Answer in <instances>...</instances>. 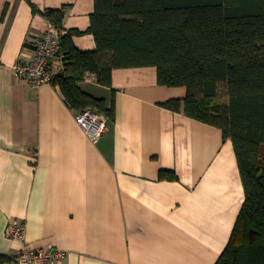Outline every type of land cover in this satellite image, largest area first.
Masks as SVG:
<instances>
[{
  "label": "crops",
  "instance_id": "crops-1",
  "mask_svg": "<svg viewBox=\"0 0 264 264\" xmlns=\"http://www.w3.org/2000/svg\"><path fill=\"white\" fill-rule=\"evenodd\" d=\"M85 32L95 0H0V254L54 248L60 264H217L245 201L231 140L218 127L163 108L185 88L160 86L156 68L119 69L113 88L88 75L81 89L115 104L92 140L58 88L18 76L49 21ZM95 51L93 35L74 36ZM114 91V92H113ZM173 171L178 180H161ZM26 225L24 240L7 237ZM57 264V263H55Z\"/></svg>",
  "mask_w": 264,
  "mask_h": 264
},
{
  "label": "trees",
  "instance_id": "trees-1",
  "mask_svg": "<svg viewBox=\"0 0 264 264\" xmlns=\"http://www.w3.org/2000/svg\"><path fill=\"white\" fill-rule=\"evenodd\" d=\"M30 4L62 33L63 72L52 86L77 113L116 117L114 103L81 89L88 75L113 88L115 70L153 67L160 86L186 89L184 99L160 105L221 129L233 142L245 190L217 264H264V0H95L85 32L65 29V7L42 12ZM84 34L94 36L95 51L75 46L73 37ZM159 178L179 179L167 170ZM16 261L0 254V264Z\"/></svg>",
  "mask_w": 264,
  "mask_h": 264
},
{
  "label": "built area",
  "instance_id": "built-area-1",
  "mask_svg": "<svg viewBox=\"0 0 264 264\" xmlns=\"http://www.w3.org/2000/svg\"><path fill=\"white\" fill-rule=\"evenodd\" d=\"M62 33L49 24L38 43L29 45L31 57L28 62L16 66L19 77L29 80L35 86L52 85L55 76L63 72V61L60 56ZM76 122L92 139L102 137L109 127V119L95 110L87 109L76 114ZM6 235L12 239L24 240L26 225L13 222L6 229ZM65 252L44 248L35 251H23L15 264H60Z\"/></svg>",
  "mask_w": 264,
  "mask_h": 264
},
{
  "label": "rangeland",
  "instance_id": "rangeland-1",
  "mask_svg": "<svg viewBox=\"0 0 264 264\" xmlns=\"http://www.w3.org/2000/svg\"><path fill=\"white\" fill-rule=\"evenodd\" d=\"M220 95L222 97L223 104H225L227 102V99L225 98V92H224L223 88H221Z\"/></svg>",
  "mask_w": 264,
  "mask_h": 264
}]
</instances>
